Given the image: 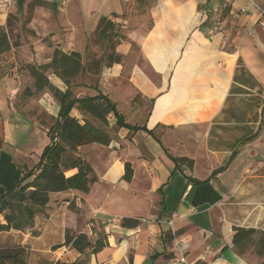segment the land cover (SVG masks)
<instances>
[{
    "label": "crops",
    "instance_id": "0c3cea01",
    "mask_svg": "<svg viewBox=\"0 0 264 264\" xmlns=\"http://www.w3.org/2000/svg\"><path fill=\"white\" fill-rule=\"evenodd\" d=\"M6 1L0 0V28L12 10ZM48 2L31 21L47 40L31 61H47L59 49L80 53L86 63L95 58L91 38L100 17L120 22L127 32L113 48L119 61H102L85 79L79 74L71 91L107 95L127 122L152 134L120 127L107 145L78 146L74 154L96 176L89 191L50 193L46 215L37 214L21 231L0 232V240L25 246L27 264L77 257L87 264H127L129 255L132 264H177L180 254L192 264H260L251 250L239 254L232 244L234 227L264 232V24L258 12L246 0ZM110 52L104 43L101 53ZM16 76L0 77V194L50 142L48 126L9 98L19 88ZM49 80L65 90L55 75ZM42 96L48 118L55 117L58 102L48 90ZM146 102V112L137 114ZM70 114L81 123L86 117L77 107ZM107 119L115 127L113 114ZM178 156L192 159V166L175 167ZM125 162L133 171L130 181L123 179ZM76 171L64 167L67 176ZM123 217L140 222L127 228ZM66 229L91 241L102 237L104 246L80 254L62 245ZM168 231L176 233L170 243L163 239Z\"/></svg>",
    "mask_w": 264,
    "mask_h": 264
},
{
    "label": "trees",
    "instance_id": "16d2710c",
    "mask_svg": "<svg viewBox=\"0 0 264 264\" xmlns=\"http://www.w3.org/2000/svg\"><path fill=\"white\" fill-rule=\"evenodd\" d=\"M36 5H49L43 0H34ZM22 1H18V9H21ZM113 17H116L113 15ZM7 28H0V53L11 47ZM117 37L115 21L106 16L100 17L94 30L91 41L98 43L106 41L110 53L106 55L108 64L119 61V55H115L112 49L114 38ZM114 45V44H113ZM106 63V64H107ZM101 62L92 59L82 62L81 54L75 51L65 53L54 49L47 61L27 65L28 72L32 77L33 89L26 87L24 97L34 93L48 90L58 102L59 110L55 117H50L51 124L47 127L50 138L42 150L38 162L31 168H25L22 175L10 184L0 194V232L10 230H23L33 225L37 214L46 215L45 206L52 192L75 189L87 193L91 184L96 181V176L91 165L81 156L75 155L78 146L99 143L107 145L111 140L108 124V115L111 113L115 118V128L125 127L131 131L139 129L147 130L145 126L131 124L125 120L124 115L116 108V104L107 95L98 92L92 96L76 97L71 91L74 79L83 72L97 73ZM55 75L65 85V90L53 85L50 75ZM73 107H77L86 117L83 123L78 118L71 116ZM39 122L44 124L40 119ZM175 167L181 164L192 166V159L185 156L173 157ZM65 168H76L72 175L64 174ZM132 168L129 162L124 164L123 179L130 181ZM76 212L79 209L70 205ZM78 210V211H77ZM139 218L123 217L120 224L127 228L136 227ZM176 233L165 232L163 239L170 243ZM232 244L239 254L251 250L261 258L260 264H264V232L259 229L234 227ZM64 246L84 254L86 250L92 253L98 252L103 246L102 237L91 241L82 231L66 229L64 232ZM173 254H166V258ZM28 250L25 246L4 242L0 240V264H27ZM131 255L128 256L127 264L131 263ZM56 264H87L86 257H77L74 260L63 261ZM198 264V263H195Z\"/></svg>",
    "mask_w": 264,
    "mask_h": 264
},
{
    "label": "rangeland",
    "instance_id": "374dc122",
    "mask_svg": "<svg viewBox=\"0 0 264 264\" xmlns=\"http://www.w3.org/2000/svg\"><path fill=\"white\" fill-rule=\"evenodd\" d=\"M21 9L17 10L18 8V0H7L6 3L8 6H12V10L7 15L6 20V28L8 29V36L9 42L11 47L0 54V77L3 76H11L13 71L16 73L15 80H18L16 84H18L19 88L16 89V93L11 100L17 103H23L22 105L25 110L29 114H32L40 119L46 126L51 123V120L48 118L46 111L43 109L39 102V98L43 97V93L45 90L41 92H37L32 94L31 96L24 97V89L29 87L33 89L32 86V77L30 76L27 65L36 63L31 61V57L35 54L37 49H40L43 45L47 43L46 36L42 37L39 36L35 29L31 27V21L34 17L36 8L44 7L46 5H36L34 0H21ZM45 3L50 0H43ZM115 28L117 29V37L114 38L112 43V49L114 48L115 44L123 41L126 37L125 33L127 32L125 27H122L120 22H117L115 19ZM106 43V41H101L96 43L97 50L94 53L93 59H97L100 62L106 61V55L101 53V49ZM114 44V45H113ZM88 55L86 54L85 57ZM14 58L16 61L15 70H9L11 68V58ZM44 57V56H42ZM91 60V59H90ZM13 66V65H12ZM84 73L82 74V78L85 79ZM75 81V79H74ZM40 98V99H41ZM23 99L26 100L23 102ZM145 106V108H143ZM140 110L136 109L137 114L142 112L145 113L148 109L149 103L146 102ZM111 119V118H110ZM112 120V119H111ZM139 120V119H138ZM111 136L113 134H117V128L109 127ZM114 138L118 139V135H113ZM1 241L11 243L12 238H1Z\"/></svg>",
    "mask_w": 264,
    "mask_h": 264
},
{
    "label": "built area",
    "instance_id": "2783aa9c",
    "mask_svg": "<svg viewBox=\"0 0 264 264\" xmlns=\"http://www.w3.org/2000/svg\"><path fill=\"white\" fill-rule=\"evenodd\" d=\"M261 0H246L247 6L254 8L258 12V16L260 18L261 24H264V5L260 3ZM7 4V3H6ZM242 11L246 10L245 7L241 8ZM16 93V90H12L9 93V98H13ZM173 220H167V225L170 227L172 226ZM176 246H178L180 243L178 241H175ZM201 259H204V256L201 257ZM177 264H192L189 263L186 259V257L183 254H180L176 258Z\"/></svg>",
    "mask_w": 264,
    "mask_h": 264
}]
</instances>
